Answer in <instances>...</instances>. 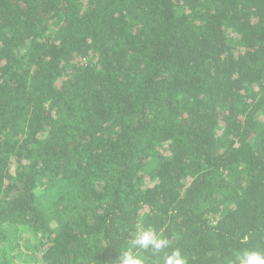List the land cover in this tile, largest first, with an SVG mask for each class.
Masks as SVG:
<instances>
[{
  "label": "trees",
  "instance_id": "trees-1",
  "mask_svg": "<svg viewBox=\"0 0 264 264\" xmlns=\"http://www.w3.org/2000/svg\"><path fill=\"white\" fill-rule=\"evenodd\" d=\"M149 226L145 264L264 251V0H0V264L8 228L115 264Z\"/></svg>",
  "mask_w": 264,
  "mask_h": 264
},
{
  "label": "clouds",
  "instance_id": "clouds-1",
  "mask_svg": "<svg viewBox=\"0 0 264 264\" xmlns=\"http://www.w3.org/2000/svg\"><path fill=\"white\" fill-rule=\"evenodd\" d=\"M248 240V235L242 237V243H247ZM169 247L170 241L150 226L143 230L137 229L131 244L114 261L115 264H145L143 257L134 249L151 250L153 254H156ZM236 259L238 264H264V251L243 248L237 254ZM163 264H187V261L178 248H172L164 256Z\"/></svg>",
  "mask_w": 264,
  "mask_h": 264
},
{
  "label": "rangeland",
  "instance_id": "rangeland-1",
  "mask_svg": "<svg viewBox=\"0 0 264 264\" xmlns=\"http://www.w3.org/2000/svg\"><path fill=\"white\" fill-rule=\"evenodd\" d=\"M51 196L44 190L37 192V199L42 206L46 205ZM25 231V229L20 228L7 229L11 241L9 254L13 257V264H42L38 259L37 253H32L28 248L30 243L34 242L35 236L27 234Z\"/></svg>",
  "mask_w": 264,
  "mask_h": 264
}]
</instances>
